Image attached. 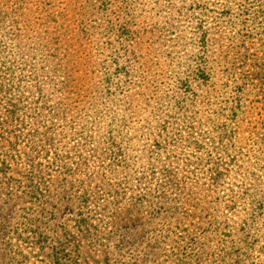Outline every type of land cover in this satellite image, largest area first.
I'll use <instances>...</instances> for the list:
<instances>
[{"label":"rangeland","instance_id":"obj_1","mask_svg":"<svg viewBox=\"0 0 264 264\" xmlns=\"http://www.w3.org/2000/svg\"><path fill=\"white\" fill-rule=\"evenodd\" d=\"M15 1L0 0V83L5 72L10 80L7 89L0 84V106L18 109L0 128V264H262L264 177L249 168L247 177L225 178L229 188L252 187V198L230 202L229 191L209 190L200 162L211 151L207 135L221 124L220 109L235 93L222 84L237 72L264 75V0H170L169 7L163 0H25L21 18L12 13ZM46 10L61 13L57 46ZM172 18L182 27L180 49L142 33ZM202 22L212 55L223 62L212 93L191 108L195 128L180 138L169 134L177 142L164 156L181 189L167 188V199L149 204L142 185H128L141 168L150 173L145 164L160 142L148 129L149 87L196 53L193 31ZM120 28L137 33L124 48ZM240 57L247 59L243 68L224 63ZM68 59L70 81L60 74L53 87L56 63ZM31 64L43 68L41 93ZM122 69L131 74L127 98H105L104 75L125 81ZM247 98L242 109L251 113L237 122L227 162L251 147L248 127L261 110Z\"/></svg>","mask_w":264,"mask_h":264},{"label":"trees","instance_id":"obj_2","mask_svg":"<svg viewBox=\"0 0 264 264\" xmlns=\"http://www.w3.org/2000/svg\"><path fill=\"white\" fill-rule=\"evenodd\" d=\"M152 1V4L156 3L155 0ZM163 1L166 3L165 6L167 7L172 5L170 0ZM225 1L229 2L230 0ZM25 5H27L25 3V0H16L13 3L14 8L12 9V13L14 15L18 14V18H21L22 16H24V10H26L24 7ZM195 8L196 7H194L193 9ZM197 8L203 14V10L206 9V6L205 4H202L198 5ZM60 19V12L46 10L45 21L47 22V24H51L54 35L53 38L56 40L53 41V44H55V46L59 44V36L55 35L60 30L58 24ZM14 23L17 24L18 21H15ZM206 25L207 23H198L193 31L195 34V43L193 44L197 48L196 53L187 58V60L182 65H180L179 69L170 70L166 75L163 74L159 79L153 81L149 87L151 96L147 98L148 106L146 108L149 109L148 115L151 117L152 122L148 129H150L151 131L153 129L151 133L157 134L159 136L160 142L155 147V151L152 152L151 158L147 160V163L145 164L149 167L150 173H146V171H143V168H141L142 176L140 175L137 178H128V185L130 184L131 188L134 182L138 186L142 185V188H145V195H148L150 197V201H146L149 204H152L153 202H155V200H158L159 202L161 200L167 199L169 197V195L167 194V188L170 191H179V189H181V186L179 185V175L171 170L170 157L164 156V152L168 151V149L177 142V140L175 141L174 139L170 138L169 134L171 133L173 136H177L180 138L187 128L190 130H193L195 128V113L191 108L195 107L198 102H200L199 100L203 101L205 100V98H208L206 97L207 94L212 93L215 84V77L217 75V66L222 65L223 62V60L221 59H215L214 55H212L210 51V28L206 27ZM214 27L217 26L214 25ZM120 30L121 28L119 29V31ZM139 30L138 35L140 33ZM110 31H112L111 27L108 28V33ZM144 32L146 34H152L153 39L156 38L157 40H161L163 38H167L168 41L173 43L172 46L175 48L180 49L182 45V27L179 23V19L175 20V18H172L163 23L156 22L152 24L149 29H146V31L142 29V33ZM135 35L137 37L136 32H131L128 29L123 28L122 32L120 31L118 36L120 38L123 37L118 41L120 46L124 48L126 38L128 37L129 40ZM16 36L17 35H14V38ZM13 39L12 42H14ZM48 46H51V44L49 43ZM1 47L2 45H0V54ZM170 58L174 62L176 61L173 56H171ZM246 61L247 59L240 57L230 58L229 60H225L224 63L227 65L230 64L231 69H233L235 64H238L241 66V68H243L246 64ZM69 63V59L68 61H65L64 65L58 62L56 63L54 69V80L50 81V83L53 84V87H58L55 80L56 78L59 79L58 76H60V74L63 75V80L66 79V84L70 81ZM25 66H27V62L25 63ZM29 67L32 69L33 74L34 72H36V75L32 77V80L36 85V91L41 93L46 85V82L41 80L43 77L40 78L41 75L39 74L38 76L37 72H40L43 68H41V66L38 68L36 64H31L29 65ZM184 67L186 68L183 69ZM124 70L125 69H122V72H125ZM237 73L239 74V77L232 76V81L230 84H222V87L224 88L225 86H227L226 84H228L231 89H234L235 93H233L232 96L225 101L224 106L220 109L221 112L218 114V118L221 119V124L216 126L214 130L215 135H207V139L209 141L208 145L211 151H207L205 159H202L200 162V164H202V167L204 168L203 172L205 171L208 177L207 180L209 181V190L216 191L222 187V191H229L231 193L230 202L232 201V197L234 198V202L236 201V199H239V201H243L244 199L247 200L252 198V187L245 185L246 182H244L243 185L239 188L236 186H232L230 187V189L229 183L228 186H224L225 178L233 176H246V171H248L249 168L254 169L253 173L258 175L260 181L264 177V100L262 99L264 96V75L257 73L252 74L248 72ZM227 74L229 78V73ZM130 77L131 74L129 70L128 72H125V81L120 80V78L118 77H114L116 79V82H114L112 81V78H110V76L104 75V83L106 84V90L104 93L105 98L107 97L112 100H115V96H124V98H127L125 96L126 88L128 89L132 84V81H130ZM3 79L4 81H2L0 84L4 89H7L6 86L8 85V82L10 80H7L6 72ZM23 81L24 79L20 81V79L18 78L17 83H23ZM61 86H63V83H61ZM121 88L122 93L124 92V94L122 95ZM20 89L21 87L19 86L17 88L18 94L20 93ZM141 92L144 93V90ZM203 93L205 95H203ZM5 94H8V96H10L12 93L6 90ZM247 97L255 98L254 103L256 104V106H252V110H254L255 108H259L261 110L256 115L257 118L255 125H250L248 127L251 147L248 149L247 153H242L241 151L238 154V156L240 157H237V155H233L231 161L227 162L223 158V153H229V149L233 146L231 137L233 133L237 132V122L241 116L246 118L251 113L249 110L246 111L242 109V107L245 106L246 99H248ZM106 101L108 102V100ZM140 101L141 99L138 102L140 103ZM23 107L26 108V106H22V108ZM17 110L18 109L16 106H13V108L10 105L0 106L1 130H5V128L9 125V122L11 121L10 115H15V111ZM189 112L192 113L191 116L188 115ZM188 119H191L190 125L188 124ZM118 132H120L119 129ZM79 157L80 156H78V158ZM111 157L112 155H110V161ZM122 161L123 164H127V161L125 159H122ZM160 170H163V173L161 172L159 174ZM195 175L196 174H194V176ZM156 180L160 181L158 188L150 189V184L154 182L157 187ZM124 191L125 189L121 191L123 196L126 195ZM135 203H139V201ZM133 205L138 206L137 204ZM114 210L116 212L117 209ZM255 213L257 215L260 214L258 211H256ZM155 244L156 245H153L154 247L159 246L157 242H155ZM261 263L264 264V257H262Z\"/></svg>","mask_w":264,"mask_h":264}]
</instances>
